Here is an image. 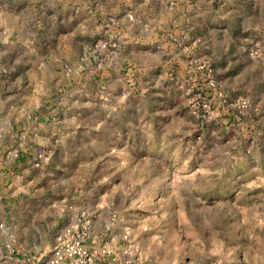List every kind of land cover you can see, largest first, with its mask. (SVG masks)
Listing matches in <instances>:
<instances>
[{"label": "clouds", "instance_id": "obj_1", "mask_svg": "<svg viewBox=\"0 0 264 264\" xmlns=\"http://www.w3.org/2000/svg\"><path fill=\"white\" fill-rule=\"evenodd\" d=\"M264 0H0V264H264Z\"/></svg>", "mask_w": 264, "mask_h": 264}, {"label": "rangeland", "instance_id": "obj_2", "mask_svg": "<svg viewBox=\"0 0 264 264\" xmlns=\"http://www.w3.org/2000/svg\"><path fill=\"white\" fill-rule=\"evenodd\" d=\"M254 191H256V192H258V191H264V189L256 188V189H254Z\"/></svg>", "mask_w": 264, "mask_h": 264}]
</instances>
